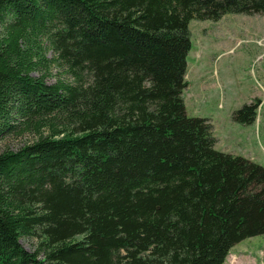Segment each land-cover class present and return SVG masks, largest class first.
Wrapping results in <instances>:
<instances>
[{"label": "trees", "instance_id": "obj_1", "mask_svg": "<svg viewBox=\"0 0 264 264\" xmlns=\"http://www.w3.org/2000/svg\"><path fill=\"white\" fill-rule=\"evenodd\" d=\"M262 14L264 0H0V142L31 135L0 152V264H224L264 235V167L216 151L182 98L189 23ZM52 63L70 80L48 83Z\"/></svg>", "mask_w": 264, "mask_h": 264}, {"label": "rangeland", "instance_id": "obj_2", "mask_svg": "<svg viewBox=\"0 0 264 264\" xmlns=\"http://www.w3.org/2000/svg\"><path fill=\"white\" fill-rule=\"evenodd\" d=\"M188 29L191 49L182 93L186 114L208 120L216 151L264 167V14L225 15L216 22L192 20ZM46 58L53 59V53L48 51ZM58 80L70 77L52 63L46 81ZM253 101L260 102L255 122L235 123L232 113ZM28 141L31 135L8 137L0 142V152L17 150ZM19 242L34 252L38 240L21 237ZM224 264H264V235L235 245Z\"/></svg>", "mask_w": 264, "mask_h": 264}]
</instances>
